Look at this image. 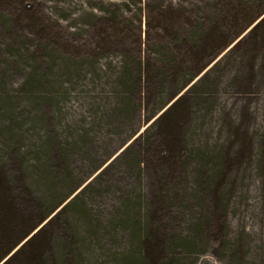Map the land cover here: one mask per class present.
Masks as SVG:
<instances>
[{"label":"rangeland","instance_id":"374dc122","mask_svg":"<svg viewBox=\"0 0 264 264\" xmlns=\"http://www.w3.org/2000/svg\"><path fill=\"white\" fill-rule=\"evenodd\" d=\"M169 7L177 22L164 31L154 20ZM263 9L264 0H0V166L10 192L47 208L89 183L54 226L46 264H61L62 243L65 264H140L145 248L133 230L159 239L173 264H264ZM206 42L213 48L199 70L179 63L163 95L156 82L158 92L142 94L141 104L94 110L123 63L135 67L162 49L181 56ZM99 73L103 83L93 85L89 77ZM183 74L195 76L170 100ZM183 93L175 154L146 146L156 128L131 144ZM48 137L38 161L36 146ZM17 148L19 158L30 150L26 165ZM126 195L135 199L122 201ZM124 212L137 222L121 226Z\"/></svg>","mask_w":264,"mask_h":264},{"label":"trees","instance_id":"16d2710c","mask_svg":"<svg viewBox=\"0 0 264 264\" xmlns=\"http://www.w3.org/2000/svg\"><path fill=\"white\" fill-rule=\"evenodd\" d=\"M173 10L175 9L169 7V9L165 11L160 10L159 13L157 12V17L154 21L157 22V25H159L160 29L166 31L168 27L172 28V22L173 23L177 22V19H175L174 16H172L173 12L171 11ZM262 13H264V9L256 17H258ZM256 17L249 19L247 24L252 23ZM147 26L149 27L152 26L149 20L147 21ZM210 36L211 35H209V37ZM189 40L191 41L192 45L196 43V40L193 39V36L190 37ZM210 44L211 43L206 42L203 45L204 50L199 47L198 48L201 50L192 49L189 46L188 48L185 49L184 53L181 56H179L177 51H173L171 49L166 51L164 55V51H163L164 49H162L159 53L155 55L158 61H156V58H154V56L151 58L150 56H148L145 59V62L142 61L141 59H137L136 60L137 64L135 67L132 66L130 62L123 63L124 65L121 67V69L115 72L116 76L114 78H112L111 80H109L108 78L107 80L104 81L105 84L109 85V90H110L109 94H106L104 100H101L104 106H101V102H99L98 105L94 108V110L95 111L97 109L101 110L104 109L105 107L107 108L108 106V108L111 111L114 110L116 111L127 107L130 104V101L135 102V99L136 100L138 99L137 102L141 104L142 94L152 97V95L155 94V92L158 90L154 88L155 86H157L156 82L160 84V90L159 92L158 91L157 92L160 95H163L165 92H167L166 82L170 83V80L167 81L168 79L167 77L170 76L171 79L173 80H176L177 78L176 71L179 69L177 67L178 64L183 62L185 63L184 67L187 70H190L192 68L193 71V69L201 61V56L205 54L206 48L207 49L213 48V46L211 47ZM176 47L177 49H179L177 45ZM217 52L218 51L213 53L210 58L215 56ZM198 68L197 70H199ZM200 69H201V65H200ZM158 71L162 76L160 75L159 77H157L158 79L156 80ZM106 72L107 71L104 70V73ZM194 74L181 75L183 81L180 84V86L172 89L171 91L172 93L168 95L169 97L171 96L170 100L173 97L177 96V94L194 78V76L197 75ZM103 77L104 76L100 73L93 74L92 76L89 77V81L93 85H98L99 83H103L101 81ZM163 77H165V80H163ZM194 86L195 85L192 86V89L194 88ZM58 93L59 92L57 91V94L55 93L53 97L58 96ZM60 94L63 95L64 93L61 92ZM186 99H187L186 93L179 95L151 124H149L142 131V133L137 138L134 139L135 141L131 142V144L137 143L139 141H140L139 143H142L141 141L144 139V137H148L147 134L149 133V131L152 128H156L159 134L158 137L161 138V142H159V139H156L158 137H149L145 142L146 146L147 147L149 146L150 149L151 147L157 146V144L160 143L162 145V149H160V152L175 154L179 148L178 145L181 142L180 132H179L180 125L184 120V116H186L187 114V108L185 106ZM165 100L166 99L160 100V104L158 105L159 109H162L167 103H169V101L166 102ZM58 110L60 109L58 108ZM153 115L154 114L152 113V116ZM4 127L7 128V125H4ZM8 128H10L9 131L10 137L13 134H15L14 136H16V132H17L15 131L16 129L12 130L11 125L8 126ZM14 138L15 137L12 136V138L8 140V143L12 144L13 142H15ZM51 143L52 142L48 137L47 139H44V142H42L39 146H36L37 147L36 151L38 152V156L36 158L38 159V161L40 159V155L45 153V151H47L46 146H49ZM131 144H129V146L125 148L120 155L122 154L124 155L128 151ZM29 153L30 150L26 149L19 158V149H18V154L16 157L17 159L19 158L18 162L21 163L23 162V165H26V160L28 159V156H30ZM138 153L142 154V152H138ZM113 161L106 166L105 170L108 169V166L114 163ZM126 163L127 165L125 164V166L131 168L132 164L135 163L134 156L129 158ZM39 164L42 170L44 171L45 165L42 162ZM140 164H141L140 161L136 162V165L138 167L140 166ZM140 170L141 169L138 168L137 171ZM213 174H214V178L218 179L219 177L218 171L215 170ZM52 181H54V179ZM10 182H11V177L8 174H6L5 171L2 169V166H0V263L1 264H46L48 257L45 254L46 251L44 249L51 241L52 234L54 233L53 231L54 226L56 225V223H58V221L64 218L65 215L64 213L66 212V210L79 198L78 193L86 189L89 183L84 185L82 187V190L76 193L70 200H68L69 196L74 192V190H76L77 187L73 189L69 195L64 196V198H62L57 203L53 204V201H48L49 205L46 208L43 207L40 201H18L19 196L14 192L13 193L10 192ZM80 185L81 183L78 186ZM51 196L53 199L52 194ZM136 198L142 200L140 195H137ZM132 199L135 198L134 197L132 198L130 195H126L122 199V201H131ZM65 201L67 202L56 211L57 207H59ZM30 207L31 208L35 207L36 210L34 211L30 210L29 209ZM53 212L55 213L51 216ZM85 212L86 211L84 210L83 215L85 214ZM135 214H137L135 216H137L138 218L139 213L137 212ZM125 215H126L125 212L124 214L121 213V215L117 218V221L123 227L127 225V222H131L133 220L132 218L134 217L133 216L129 218L126 217ZM141 218L143 219L142 216L141 217L139 216V219ZM45 220L46 222L42 226H40ZM89 221L90 223L92 222L90 229L93 230L94 228L97 227L96 223H94L93 220H91V218L89 219ZM132 222L135 223L137 221L133 220ZM38 226L40 227L38 228ZM133 232L136 234V238L140 248L143 249V246L145 248L144 251L140 253L141 254L140 264H144V261L146 262L148 260L151 261V263L153 264H173V259L170 256H165V254L163 253L161 248L162 245L159 239H157L155 236L149 233L147 234L146 232L143 233L142 236H139L140 234L139 231L136 232L135 230H133ZM58 238L60 239L61 237ZM69 243L72 244V242ZM61 245H62L61 264L63 262L65 264L66 262L63 256L66 254V249H65L66 244L62 243ZM72 246L74 248V245Z\"/></svg>","mask_w":264,"mask_h":264},{"label":"water","instance_id":"95a60500","mask_svg":"<svg viewBox=\"0 0 264 264\" xmlns=\"http://www.w3.org/2000/svg\"><path fill=\"white\" fill-rule=\"evenodd\" d=\"M123 148H124V147L120 148L119 151H121ZM40 226H41V225H40ZM40 226H38V228H39ZM4 260H5V259H4ZM4 260H3V261H4ZM0 264H1V263H0Z\"/></svg>","mask_w":264,"mask_h":264},{"label":"bare ground","instance_id":"6f19581e","mask_svg":"<svg viewBox=\"0 0 264 264\" xmlns=\"http://www.w3.org/2000/svg\"><path fill=\"white\" fill-rule=\"evenodd\" d=\"M157 118V117H156ZM47 220V219H46ZM46 220L41 224V226L46 222Z\"/></svg>","mask_w":264,"mask_h":264}]
</instances>
